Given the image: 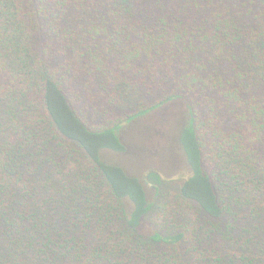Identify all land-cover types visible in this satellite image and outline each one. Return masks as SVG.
<instances>
[{
    "label": "trees",
    "instance_id": "obj_1",
    "mask_svg": "<svg viewBox=\"0 0 264 264\" xmlns=\"http://www.w3.org/2000/svg\"><path fill=\"white\" fill-rule=\"evenodd\" d=\"M0 264H264V0H0Z\"/></svg>",
    "mask_w": 264,
    "mask_h": 264
},
{
    "label": "rangeland",
    "instance_id": "obj_2",
    "mask_svg": "<svg viewBox=\"0 0 264 264\" xmlns=\"http://www.w3.org/2000/svg\"><path fill=\"white\" fill-rule=\"evenodd\" d=\"M134 148H137V147H134ZM153 148H162V146L158 145V146H154ZM150 149H151V146H150ZM133 151L137 150V149H132ZM140 151V150H139ZM138 151V152H139ZM153 151H156V150H153ZM152 151V154H154V152ZM156 153V152H155ZM158 154V153H157ZM174 169V168H173Z\"/></svg>",
    "mask_w": 264,
    "mask_h": 264
}]
</instances>
